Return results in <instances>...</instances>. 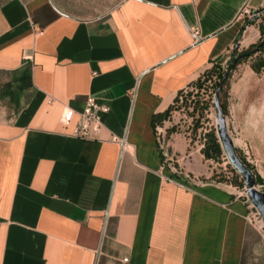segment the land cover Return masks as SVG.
Instances as JSON below:
<instances>
[{"label": "crops", "instance_id": "1", "mask_svg": "<svg viewBox=\"0 0 264 264\" xmlns=\"http://www.w3.org/2000/svg\"><path fill=\"white\" fill-rule=\"evenodd\" d=\"M245 5L264 0H0V264H264L252 205L209 180L201 143L176 129L164 158L151 126L227 60ZM87 96L109 108L94 141L60 122ZM225 101L264 187V71L239 65Z\"/></svg>", "mask_w": 264, "mask_h": 264}, {"label": "trees", "instance_id": "2", "mask_svg": "<svg viewBox=\"0 0 264 264\" xmlns=\"http://www.w3.org/2000/svg\"><path fill=\"white\" fill-rule=\"evenodd\" d=\"M258 15L256 17L248 18L244 20V23L240 29L238 36L236 37L235 43L232 49L228 53L227 60L223 63L222 61H218L213 63L211 68L205 70L195 81L190 83L188 87L192 86L198 89H201L207 81L211 80L213 77L216 78L213 86V96L217 95L218 105L221 109L222 114H225V105H226V94L229 85V80L232 76V73L237 69V67L243 63H248L251 69L256 74H261L264 71V8L259 10ZM258 21V29L260 31L259 40L250 45L246 49H239L238 43L241 38V34L244 31L245 27ZM222 64H225V69H222ZM183 91L178 92L177 96L174 99V102L171 106L168 107L164 112L154 114L151 117V126L154 129L156 125L162 124L164 121L170 118L171 112L174 109L175 104L179 100V96ZM209 107V104L204 105L199 109V117H203L204 111H206ZM197 109L194 107L191 115H194V112ZM198 124L194 126V129L198 128ZM175 132V129L169 128L166 131V137ZM202 148L201 153L205 160L214 161L220 163L223 156L224 151L219 142V138L215 129H210L202 136ZM236 154L241 162L252 172L254 177V181L258 185H262V179L254 172L253 167L246 162V160L240 155L236 150ZM215 173L213 172L211 178H214ZM238 186L243 187V182H237Z\"/></svg>", "mask_w": 264, "mask_h": 264}, {"label": "rangeland", "instance_id": "3", "mask_svg": "<svg viewBox=\"0 0 264 264\" xmlns=\"http://www.w3.org/2000/svg\"><path fill=\"white\" fill-rule=\"evenodd\" d=\"M222 69H225V64H222ZM216 81V78L213 77L211 80L204 83L201 89L195 87H188L185 89L182 94L179 96L178 102L174 106L173 117H170V121H172V129H182L186 133H188V137H190L191 145L194 143H201L202 136L210 129H215L216 132V110L213 106V84ZM209 104V107L203 113V117H199V109L204 105ZM196 108L197 111L194 112V115H191L193 108ZM225 115V114H224ZM198 124V128L194 129V126ZM181 126V127H178ZM217 133V132H216ZM192 139V140H191ZM200 144V145H201ZM241 155V154H240ZM242 156V155H241ZM174 160L171 161V163ZM174 164V163H173ZM213 168V172L215 173L214 178H209V180L214 181L215 183H222L224 185H232L230 188L233 192H244L245 195L243 199L247 197V190L241 175L229 164L226 156L224 154L220 163L211 161L208 165ZM212 176V175H211ZM237 177V182L242 181L243 187H240L235 183ZM258 184H256L257 187ZM236 187V189H234ZM257 189V188H256ZM248 203L250 201L248 200ZM251 204V203H250ZM251 212H258L253 208ZM258 220L260 223L254 224L256 228L259 226H263L261 228L260 233L263 237L264 243V224L261 220L260 215L258 214ZM259 229V228H258Z\"/></svg>", "mask_w": 264, "mask_h": 264}, {"label": "built area", "instance_id": "4", "mask_svg": "<svg viewBox=\"0 0 264 264\" xmlns=\"http://www.w3.org/2000/svg\"><path fill=\"white\" fill-rule=\"evenodd\" d=\"M257 12L258 11L252 10L250 9V7L245 5L238 12L237 19L245 20L248 18L256 17L258 15ZM190 33L194 39H197L200 35L198 29H191ZM49 102H51V100ZM108 111L109 108L107 106L99 104L94 97L87 96L85 100V106L82 111L75 112L70 108H64L60 117V122L61 124L67 126L70 124L73 117L76 116L77 121L71 136L80 140L94 141L97 140L101 134V131L104 126L102 117L104 114H107ZM173 113L174 111L171 112L170 116H172ZM154 135L156 143L160 151L162 152L163 157L166 158L167 155L165 154V152H163L166 143V129L163 126V123L155 126ZM111 141L117 143L121 147L123 146L122 140L117 137H112ZM187 178L189 177L187 176ZM256 188L264 193V187L262 185H257ZM234 189H236V187H234ZM236 195L238 197L244 198L243 196L245 195V193L243 191L236 192ZM245 200L248 202L247 197ZM257 219H259L258 214L256 212H251V215L248 217V220L251 221L253 224L260 223L261 221L258 220L257 222ZM262 227L263 226H259V228Z\"/></svg>", "mask_w": 264, "mask_h": 264}, {"label": "water", "instance_id": "5", "mask_svg": "<svg viewBox=\"0 0 264 264\" xmlns=\"http://www.w3.org/2000/svg\"><path fill=\"white\" fill-rule=\"evenodd\" d=\"M213 106L216 110V132L226 159L243 178L247 190V198L252 207L260 215L264 224V193L256 189V183L252 172L241 162L236 154L232 138L226 127L225 116L222 114L218 105L217 95L213 97Z\"/></svg>", "mask_w": 264, "mask_h": 264}]
</instances>
